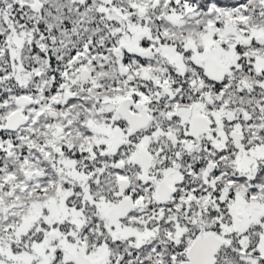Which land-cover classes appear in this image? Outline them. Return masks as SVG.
<instances>
[{
  "label": "snow or ice",
  "instance_id": "1",
  "mask_svg": "<svg viewBox=\"0 0 264 264\" xmlns=\"http://www.w3.org/2000/svg\"><path fill=\"white\" fill-rule=\"evenodd\" d=\"M0 264H264V0H0Z\"/></svg>",
  "mask_w": 264,
  "mask_h": 264
}]
</instances>
